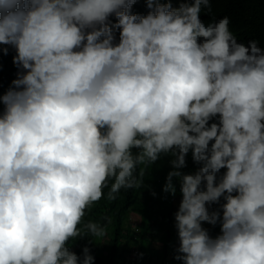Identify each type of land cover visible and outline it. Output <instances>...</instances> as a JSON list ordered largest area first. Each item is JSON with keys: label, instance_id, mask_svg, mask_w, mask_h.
I'll return each instance as SVG.
<instances>
[{"label": "clouds", "instance_id": "9594fccd", "mask_svg": "<svg viewBox=\"0 0 264 264\" xmlns=\"http://www.w3.org/2000/svg\"><path fill=\"white\" fill-rule=\"evenodd\" d=\"M135 3L0 0V45L23 69L0 96V264H92L67 247L86 208L141 188L162 155L163 191L181 196L175 259L264 264V48L226 16L201 21L211 0Z\"/></svg>", "mask_w": 264, "mask_h": 264}, {"label": "trees", "instance_id": "16d2710c", "mask_svg": "<svg viewBox=\"0 0 264 264\" xmlns=\"http://www.w3.org/2000/svg\"><path fill=\"white\" fill-rule=\"evenodd\" d=\"M181 0H171L173 7H178ZM131 13L146 15L149 11L145 0H136L129 10ZM228 17L230 30L234 33L238 43L248 45L250 40L258 41L264 48V0H211V13L201 11L199 18L205 24L210 20ZM116 17H109V24H115ZM114 36L118 40L119 31L114 29ZM0 96L14 85L23 69L13 63L15 49L10 45H0ZM3 104L0 103V111ZM216 122L215 118L209 123ZM186 166L181 169L185 173L194 172L198 167L192 161L191 153L186 156ZM170 157L162 155L149 168H143L144 179L141 188L121 189L114 200L107 199L108 188L104 196L85 210L80 224L77 226L83 238H75L67 244L69 251L81 255L82 249L87 247L93 256L92 264H162L169 260L171 264H183L175 260L178 247L173 243L175 235L174 214L178 209L181 196L177 191L175 196L163 191L167 173L171 170ZM220 170L218 175L223 173ZM177 184V189H178ZM155 193V195H153ZM209 205V210L220 211V204ZM135 204L138 207H135ZM139 215V222L133 226L130 208ZM137 208V209H136ZM89 223H96L109 236L95 237L85 228ZM207 230L211 237L220 234V224L207 223ZM132 250L137 253L131 257Z\"/></svg>", "mask_w": 264, "mask_h": 264}, {"label": "rangeland", "instance_id": "374dc122", "mask_svg": "<svg viewBox=\"0 0 264 264\" xmlns=\"http://www.w3.org/2000/svg\"><path fill=\"white\" fill-rule=\"evenodd\" d=\"M135 207H138L136 204H135ZM137 209V208H136ZM130 211L132 213H136L135 209H133V206L130 208ZM175 223V221H174ZM202 226L206 229V226H207V223H203ZM173 243L175 244L176 247H178L179 245V240H178V236H177V230H175V235L173 237Z\"/></svg>", "mask_w": 264, "mask_h": 264}, {"label": "built area", "instance_id": "2783aa9c", "mask_svg": "<svg viewBox=\"0 0 264 264\" xmlns=\"http://www.w3.org/2000/svg\"><path fill=\"white\" fill-rule=\"evenodd\" d=\"M108 237H109V236L107 235V233H105L104 240L106 241V240L108 239ZM136 253H137L136 250H132L130 256L133 257ZM132 263H133V262H132V260L130 259V260L128 261V264H132ZM162 264H171V262H170L169 260H164V261L162 262Z\"/></svg>", "mask_w": 264, "mask_h": 264}, {"label": "crops", "instance_id": "0c3cea01", "mask_svg": "<svg viewBox=\"0 0 264 264\" xmlns=\"http://www.w3.org/2000/svg\"><path fill=\"white\" fill-rule=\"evenodd\" d=\"M131 214L138 215L137 212H136V213H132V212H131ZM105 233H106V232L104 231V234H105ZM174 258H175V257H174ZM175 260H178V259H175Z\"/></svg>", "mask_w": 264, "mask_h": 264}]
</instances>
